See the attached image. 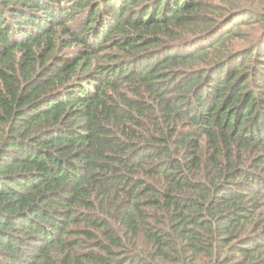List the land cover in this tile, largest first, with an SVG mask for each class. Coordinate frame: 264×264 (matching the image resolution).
<instances>
[{"label":"trees","instance_id":"trees-1","mask_svg":"<svg viewBox=\"0 0 264 264\" xmlns=\"http://www.w3.org/2000/svg\"><path fill=\"white\" fill-rule=\"evenodd\" d=\"M0 264H264V0H0Z\"/></svg>","mask_w":264,"mask_h":264}]
</instances>
